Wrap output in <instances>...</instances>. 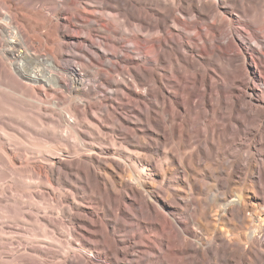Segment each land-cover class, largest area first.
I'll use <instances>...</instances> for the list:
<instances>
[{
    "label": "bare ground",
    "instance_id": "bare-ground-1",
    "mask_svg": "<svg viewBox=\"0 0 264 264\" xmlns=\"http://www.w3.org/2000/svg\"><path fill=\"white\" fill-rule=\"evenodd\" d=\"M47 4L95 59L46 45ZM94 6L0 0V101L26 112L0 106V264H264V0Z\"/></svg>",
    "mask_w": 264,
    "mask_h": 264
},
{
    "label": "rangeland",
    "instance_id": "rangeland-1",
    "mask_svg": "<svg viewBox=\"0 0 264 264\" xmlns=\"http://www.w3.org/2000/svg\"><path fill=\"white\" fill-rule=\"evenodd\" d=\"M81 2L83 4L88 5V6H94L95 4H97L98 0H81ZM93 8L96 11L102 10V12L105 15H110L113 12L110 8L100 9L96 6H94ZM31 18L38 25L49 23V20L51 22H58L59 24L61 23L60 25H66L67 23H69V26L67 28L68 31L66 34L67 36L64 35L62 37H58V39H55V37L54 38L52 37V36H54L52 33L53 31L49 30L47 32L48 33L47 38L43 37L40 34L42 40L44 39L46 41V45L49 48H51L53 51H56L59 49V51L64 55L74 53V54H76V57H78L80 59L81 58L83 59L84 55H88L91 58L95 59V56L97 54V49H99V47L98 48L97 47H91L90 46L91 41H89L87 38H85L84 30L79 28L77 25L74 24V19H77L79 21L84 20V17L82 16V14L79 13V11L71 10L70 8L65 6L63 11L61 12V14L59 16H56L53 14V6L51 4H47V5H45V8H44V14L32 15ZM134 27H136V26L134 25ZM227 28H229V26H227ZM42 31L43 32L46 31L45 28H43ZM147 32L148 31H144V33H147ZM100 39L101 38L99 37V35L97 33H94L92 41L97 43V45H99L100 41H101ZM129 44H131V42H129ZM85 49H86V51H85ZM103 60H106L105 57ZM105 62L109 63V61H105ZM8 84H9V82L6 80V86ZM5 92H6L5 98L0 101V106H1L2 110L5 109L7 111H11L13 115L15 114V112H17V114H26V112L23 111V109H22V104L19 101L18 94L15 92H12L9 88L8 89L6 88ZM29 113H31V112H29ZM31 114L36 116L33 113H31ZM21 130H23L22 132H24V133H20L19 128L10 129L9 130V132L11 133L10 136L14 140H18L23 144H27L26 146L29 148H35V149L42 148L43 149L47 145L41 139L36 138L33 135H31L27 130H25V129H21ZM149 145H152V144H150V142H149ZM245 155H246V153H244V156ZM54 168H57V166H55ZM93 168L95 171H99L98 167L93 166ZM0 169H2L1 164H0ZM0 175H1V173H0ZM20 175H21L20 177L22 178V180L24 182H27V183L35 182V180H36L35 178H32L29 176L28 169L21 170ZM174 177L178 178V170L177 169L175 170ZM10 179H11V177L0 176V183H2L5 180L9 181ZM173 180H174V182H176L175 179H173ZM174 182L168 183V184L166 183L165 186H168L169 188L173 189L174 188ZM27 189H29V187ZM33 190H36V188H33ZM156 190H158V188ZM173 200H174V198H173ZM175 201L176 202L178 201V197H176ZM83 204L87 205V206H91V205L87 204L86 202ZM87 210H88V208H87ZM89 210H91V208ZM93 211L98 212L97 209H94V208H93ZM48 214L52 217H57V214L55 212L48 213ZM65 220H67L66 217H65ZM116 235H117V232H116ZM48 249H55V247L48 245ZM83 254L84 253L81 250H77L74 252L70 251V252L66 253L65 259L66 260L73 259L74 257H76L78 255H83ZM25 255H27V254H25ZM34 258H37L38 260H41V261H47L48 260V258H44V257H34ZM99 261L104 262L103 259H98L96 257H94V258L91 257V259H90V262L92 264H98ZM84 262H86V261H84Z\"/></svg>",
    "mask_w": 264,
    "mask_h": 264
}]
</instances>
